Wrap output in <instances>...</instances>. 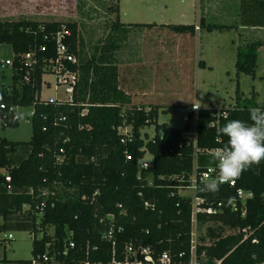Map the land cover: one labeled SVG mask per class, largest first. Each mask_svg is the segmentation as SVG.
Masks as SVG:
<instances>
[{"label": "trees", "instance_id": "16d2710c", "mask_svg": "<svg viewBox=\"0 0 264 264\" xmlns=\"http://www.w3.org/2000/svg\"><path fill=\"white\" fill-rule=\"evenodd\" d=\"M111 11V30L121 32L120 40L126 38L129 27L154 25L120 23L118 0ZM159 26L190 35L196 27L208 32L264 29V0H239L234 24L206 23L201 17L196 26ZM62 30L69 33L63 39L68 53L77 59L76 64L64 62V67L75 72L77 80L70 99L41 100L43 76L53 73L56 35ZM240 43L235 53L236 75L254 77L257 49L264 46V40L243 37L240 32ZM0 44H8L13 53L10 89L0 91L2 128L17 127L16 107H32L28 141L0 137V231L8 226L27 230L32 238V258L42 253L48 242L61 246L70 235L80 248L87 244L90 249L97 247L93 259H106L111 245L101 236L109 228L117 250L133 242L150 245L156 254L187 252L191 198L180 191L189 189L194 166L197 175L215 168L208 151L221 147L217 132L226 122L222 113L228 119L248 121L251 109L264 108L255 102L254 92L244 98L236 84L233 106L197 109L192 139L182 135L189 130L192 111L180 130L157 123L158 105L131 103L119 84L117 38H109L93 56L83 58L75 22L5 19L0 20ZM147 126H153L152 137L141 134ZM146 152L152 163L142 168ZM203 183L197 180L196 187ZM196 187L193 192L204 199L202 206L221 203L216 214H198L200 221L221 224L207 228L213 242L199 248L204 250L206 263L264 262V159L243 170L234 187L220 185L214 193L198 192ZM237 189L252 193L245 217L230 209ZM224 226L249 227V231L243 240L242 232L222 235ZM38 233L41 236L37 238Z\"/></svg>", "mask_w": 264, "mask_h": 264}, {"label": "rangeland", "instance_id": "374dc122", "mask_svg": "<svg viewBox=\"0 0 264 264\" xmlns=\"http://www.w3.org/2000/svg\"><path fill=\"white\" fill-rule=\"evenodd\" d=\"M201 1L200 6L206 4L211 8L210 15L204 16L206 23L234 24L238 21L239 0ZM114 3L115 0H0V20L75 22L79 29V49L83 58L93 56L96 48L109 38H117L119 48L116 56L120 77L124 78L128 70L127 74L129 78H133L134 84L146 83L145 77L148 76L150 80L147 82L155 84L158 91L162 92L160 88L165 86L163 95L155 94L148 101L159 104L157 123H166L172 128L183 129L185 118L191 110L190 104L200 103V107L216 109L233 106L236 84L244 98H249L254 92L255 102L259 106L264 105V46L257 49L254 77L246 74L236 75L234 67L236 49L242 43L240 32L243 37L264 39V30L241 31L233 28L222 32H208L202 29L187 41L189 37L181 39V34L136 28L127 33L128 38L120 40L121 32L111 30L114 19L111 6ZM119 7L120 21L125 23L177 24L187 21L198 25L199 22L197 9L189 8L187 4H183V0H119ZM182 13L185 14L184 19H180ZM169 34L173 37H169ZM175 50L180 51L184 57L183 64L180 65L182 69L168 74L165 70L172 65L167 57L173 55ZM12 57L11 47L8 44H0V62L3 63L5 59L11 61ZM199 60L204 61L205 68L198 66ZM129 65L134 71L130 72L132 67ZM167 79H170L171 85L166 84ZM130 83L126 78L119 82L122 85ZM10 85V66L0 67V91H8ZM39 98L45 101L64 100L68 95L61 87L56 86L55 75L45 74ZM15 110L17 127L2 128L0 120V137L13 142H26L31 136L32 107L18 106ZM195 123L196 112L191 116L189 130L184 131L182 135L194 139ZM141 134L152 137L153 126L145 127ZM142 163L150 165L152 156L146 152ZM180 194L191 198L193 191L186 189L180 191ZM47 231L51 233L52 227H48ZM8 235L13 239L4 241ZM0 259L7 261L0 264H30L32 238L27 230L8 226L0 231Z\"/></svg>", "mask_w": 264, "mask_h": 264}, {"label": "built area", "instance_id": "2783aa9c", "mask_svg": "<svg viewBox=\"0 0 264 264\" xmlns=\"http://www.w3.org/2000/svg\"><path fill=\"white\" fill-rule=\"evenodd\" d=\"M68 34V31L62 30L56 35V59L52 67V74L55 75L56 86L61 87L64 93L68 95L67 99H70L77 80V75L75 72L65 69L64 62L76 64L77 59L73 54L68 53V47L63 41L64 36ZM10 64L9 60H5L0 67L10 66ZM196 110L197 109L194 110L193 107H191V111L196 112ZM221 115L224 116V113ZM214 150L215 149L209 150L208 154ZM146 166L147 164L141 163L142 168ZM193 172L191 185L189 187L192 191L195 190L197 180L206 182L215 176V168H207L197 175L196 167L194 166ZM220 185L234 187L235 179L226 183L222 182ZM251 197V192L237 189L236 197L230 201V209L239 214L240 217H245L246 202ZM204 202L203 198L195 196L193 192L191 197V229L187 252L182 251L174 255H171L169 252L156 254L150 245H142L133 242L126 243L122 250H117V242L113 230L109 228V230L104 231L101 236L103 240L109 242L111 245V250L108 252V257L106 259H93L92 254L97 252V247L93 246L92 249H90L87 244L84 249L80 248L69 235L63 239L61 246L56 245L53 241L48 242L45 245V250L33 257L30 264H207L204 250L199 251V248L213 242V239H211L207 233V228L213 226V224L209 221H200L198 214H216L220 211L219 208L221 207V203H217L216 206L211 204L202 206L201 204ZM144 205L148 206L147 203ZM219 225L221 224L217 223L213 227ZM248 231L249 227L240 229L224 226L222 235L242 232L244 234V240L247 237ZM52 232L49 234H52ZM40 236L41 233H38L37 238ZM6 239L11 241L13 238L11 235H8ZM212 264H220V260H214ZM261 264H264V262Z\"/></svg>", "mask_w": 264, "mask_h": 264}, {"label": "clouds", "instance_id": "9594fccd", "mask_svg": "<svg viewBox=\"0 0 264 264\" xmlns=\"http://www.w3.org/2000/svg\"><path fill=\"white\" fill-rule=\"evenodd\" d=\"M200 106V103L192 104L194 110ZM223 118L226 122L217 132L221 147L209 154L215 162V176L197 185L198 192L214 193L222 182L238 178L249 165L264 159V108L251 109L248 121L228 119L226 113Z\"/></svg>", "mask_w": 264, "mask_h": 264}, {"label": "crops", "instance_id": "0c3cea01", "mask_svg": "<svg viewBox=\"0 0 264 264\" xmlns=\"http://www.w3.org/2000/svg\"><path fill=\"white\" fill-rule=\"evenodd\" d=\"M200 2H202L201 0H183V4H187L189 8L191 9H197V13H198V18L200 19L201 17L204 18L207 17L208 15H210V6L206 5V4H202V6H200ZM120 7H119V0H118V19H119V22L124 24V25H127V24H135L134 22H128V23H125V22H121L120 21ZM185 18V14L182 13V15H180V19H184ZM198 19V20H199ZM238 20V18H237ZM139 24H154L152 27H129L128 29V33L129 31H132L133 29H136L138 28L139 30H152V31H165V32H171L169 29L165 28V27H160L159 25H168V24H174V23H157V22H150V23H146V22H137ZM177 24H193V25H197L196 23H188L187 21H185V23H177ZM202 29H199L198 27L195 28V31L192 35L190 34H181V36L183 38L181 39H185L186 37H189L187 39L188 40H191L192 38H194V36H196ZM238 30H241V31H250V30H264L262 28H242L240 27ZM173 33V32H172ZM174 34H178V33H174ZM158 35V34H157ZM190 35V36H188ZM169 37H173V36H170L169 34ZM249 37V36H247ZM253 37V36H252ZM126 38H128L126 36ZM125 38V39H126ZM123 39V40H125ZM259 39H263V38H259ZM264 40V39H263ZM115 58H116V63H117V56H116V53H115ZM183 56H181L180 54V51L177 52V50H175L174 54L172 55H169L167 57V59L169 60V64L172 65L170 67H168L165 71L168 73V74H171V73H175V71L180 70L182 69V67H180L181 64H183ZM186 58V57H185ZM6 60V59H5ZM185 60V59H184ZM165 61V60H164ZM199 61L203 62V65H199ZM198 61V66L199 67H202V68H205L206 67V64L204 63V61L202 60H199ZM166 62V61H165ZM130 68L132 67L131 65H129ZM128 67V66H127ZM127 69V68H126ZM118 71V79H119V82L121 80H123L124 78H126V80H128L130 83V85H125V84H120V88L123 90V92L128 95L130 97V100H131V103L133 104H142V105H159L158 103H153L151 101H148L150 100L149 98L151 96H154L155 94L156 95H163V91L166 90L165 86L160 90L158 91V89L156 88L157 86H155V84H149L147 81H149V77H145V81L146 83H139V84H134V81H133V78H129L128 76V70H126L127 72H125L126 76L123 78L120 77V74H119V69H117ZM134 71L133 70V67L130 69V72ZM146 72H149L148 70H146ZM144 78V76H142ZM141 80V79H140ZM168 80V79H167ZM166 80V84H170L171 82L168 80L167 82ZM163 82V81H162ZM165 84V83H163ZM171 85V84H170ZM167 87H170V86H167ZM159 92V93H158ZM147 100V101H146ZM190 106H192V104H190ZM191 111V110H190ZM194 113V111H192V114Z\"/></svg>", "mask_w": 264, "mask_h": 264}]
</instances>
